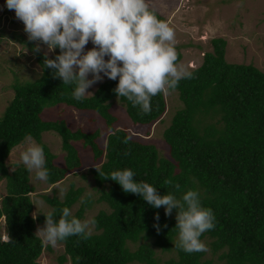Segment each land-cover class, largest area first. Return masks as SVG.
I'll return each instance as SVG.
<instances>
[{"label":"trees","instance_id":"trees-1","mask_svg":"<svg viewBox=\"0 0 264 264\" xmlns=\"http://www.w3.org/2000/svg\"><path fill=\"white\" fill-rule=\"evenodd\" d=\"M209 43L211 50L203 52L200 64L190 69L193 78L181 80L175 89L180 107L162 131L168 157L160 155L153 144L114 128L116 116L110 112L117 100L132 124L149 125L160 120L165 111L163 94L151 98V111L145 114L127 98H117L113 91L117 77L102 81L89 96L77 101L75 85L54 79L52 70L44 68V54L35 53L38 77L14 80L12 97L0 115V178L5 187L0 218L5 236L12 239L11 243L0 239V264H38L42 250L49 249L34 235L35 223L45 222L48 212L35 220L31 216L29 171L21 164L8 171L5 162L11 149L26 137L44 150L48 171L44 182L48 185L80 167L73 141L88 147L93 161L102 158L89 172L97 191L95 200L107 208L91 216L96 223L87 239L71 236L58 242L63 249L57 258L60 264L66 260L69 264H264V72L251 63L227 62L223 38H211ZM59 53L57 47L49 58ZM57 104L94 111L108 129L104 146L97 143L98 128L71 130L63 119L40 116L43 109ZM45 131L60 138L62 166L53 164L54 154L41 141ZM126 138L130 139L124 143ZM126 168L134 172L137 182L151 184L160 195L173 193L180 199L187 190L199 192L202 206L215 216V227L200 239H210L211 251L219 252L217 263L206 258L205 252L188 254L175 247L179 233L176 209L166 216L163 206L154 208L141 196L125 193L118 182L104 179L112 171ZM168 179L179 184V190L166 185ZM82 193L81 187L70 185L61 198L45 194L41 198L57 220L64 207L71 210L78 203L72 214L82 219L93 202ZM157 223L159 232L154 227ZM157 249L170 255L161 259Z\"/></svg>","mask_w":264,"mask_h":264},{"label":"clouds","instance_id":"clouds-1","mask_svg":"<svg viewBox=\"0 0 264 264\" xmlns=\"http://www.w3.org/2000/svg\"><path fill=\"white\" fill-rule=\"evenodd\" d=\"M6 6L23 22L28 40L37 42L32 49L34 53L41 52L39 42L47 45L44 68L52 70L54 79L74 84L73 96L77 101L104 76L112 80L119 77L113 89L117 98H127L147 114L151 111L152 97L168 94L181 80L193 78V71L178 63L174 29L158 18L147 0H6ZM90 40L94 47L85 52ZM57 47L60 53L54 59L49 58L48 53ZM21 162L30 173H35L36 179H48L41 146L30 143L21 153ZM134 175L126 168L112 171L104 179L118 182L125 193L141 196L154 208L163 206L166 216H171L176 209L175 226L179 233L175 247L188 254L208 251L200 237L215 227V216L210 208L202 206L199 192L187 190L180 199L173 193L160 195L156 187L137 182ZM164 183L176 190L180 188L171 179ZM87 195L90 197L91 193ZM156 220H159L158 213ZM95 223L94 218L82 221L64 207L58 220L53 212H48L45 225L38 226L34 235L45 246L56 247L58 242L71 236L87 239ZM154 227L160 231L158 223ZM11 242V236L4 237V243Z\"/></svg>","mask_w":264,"mask_h":264},{"label":"rangeland","instance_id":"rangeland-1","mask_svg":"<svg viewBox=\"0 0 264 264\" xmlns=\"http://www.w3.org/2000/svg\"><path fill=\"white\" fill-rule=\"evenodd\" d=\"M150 9L155 10L164 17L175 31V47L181 54L178 63H182L189 69L198 66L201 62L203 52L211 50L209 40L214 37L223 38L226 41L224 59L230 63H251L264 72V0H147ZM37 42L29 41L28 34L24 30L22 21L16 18L15 11L9 10L6 0H0V115L7 102L12 97L13 91L11 84L14 80L25 81L38 77L40 68L35 60L33 46ZM41 54L47 51V45L39 42ZM94 47L91 40L85 46L84 51ZM53 52L48 53V56ZM105 59H108L106 56ZM103 76L104 74L101 73ZM91 74H89V79ZM109 79L104 76V80ZM101 81V82H102ZM92 85L85 96H89L99 83ZM165 99V111L157 120L149 125L132 124L124 112L121 103L114 100L110 107V112L116 116L114 128L126 130L134 139L144 143L153 144L160 155L168 157V148L162 138L163 129L169 124L173 112L180 107L176 91L163 94ZM43 119L55 120L63 119L71 129L77 128L83 131H92L98 128L100 137L97 139L99 146L105 144V136L108 129L103 120L94 111H80L75 108L57 104L43 109L40 113ZM41 141L54 154L53 164L63 165L64 152L60 147V138L52 131H45L41 134ZM35 143L31 138L26 137L21 143L16 145L9 152L6 158L8 171L16 165H24L21 162V153ZM36 144V143H35ZM76 149L80 167L75 172H68L60 181L48 185L44 181L35 178L34 172H29V184L33 191L29 193L32 210L31 216L45 214L50 211L41 198L42 194L47 196L55 195L61 198L65 191L72 185L81 187L82 195L91 193L90 199L93 200L82 221L90 219L98 210H105L107 207L102 202H97V191L93 188V181L89 170L97 167L98 162L93 161L88 147H83L80 142L73 141ZM25 166V165H24ZM5 193L4 179L0 178V198ZM88 196V195H87ZM76 203L71 208L73 212L77 208ZM45 222H36L34 231L38 226L43 227ZM4 220L0 218V239L5 237ZM93 226L91 233H93ZM206 244L208 251L204 256L217 263L219 252L211 251L208 243L210 239L201 238ZM62 245L56 247L49 245L45 247L37 258L38 264H60L58 256L62 254ZM156 254L165 259L169 253H161L158 249ZM220 262V261H219ZM61 264H69L68 260Z\"/></svg>","mask_w":264,"mask_h":264}]
</instances>
